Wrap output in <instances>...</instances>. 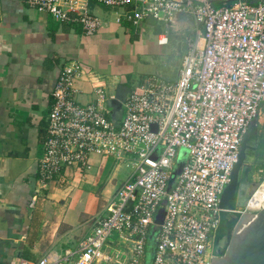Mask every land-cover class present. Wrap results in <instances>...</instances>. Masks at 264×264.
I'll use <instances>...</instances> for the list:
<instances>
[{"label": "built area", "instance_id": "built-area-1", "mask_svg": "<svg viewBox=\"0 0 264 264\" xmlns=\"http://www.w3.org/2000/svg\"><path fill=\"white\" fill-rule=\"evenodd\" d=\"M19 1L59 24L79 27L84 36L95 35L100 26L91 4L123 10L116 22L134 28L148 18L170 24L177 13L188 12L197 30L187 41L176 79L149 78L142 91L126 96L119 119L106 105L112 96L85 64L62 65L31 208L50 188L79 187L94 158H113L131 174L88 218L74 247L17 264H145L153 225L150 264H210L220 197L264 102V0ZM216 2L223 3L217 8ZM85 78L93 80V100L80 104L76 83ZM182 150L186 159L177 165ZM259 173L262 180L235 212L256 214L264 208V157Z\"/></svg>", "mask_w": 264, "mask_h": 264}, {"label": "crops", "instance_id": "crops-1", "mask_svg": "<svg viewBox=\"0 0 264 264\" xmlns=\"http://www.w3.org/2000/svg\"><path fill=\"white\" fill-rule=\"evenodd\" d=\"M90 11L100 26L95 35L84 36L79 27L59 24L19 0H0V264L35 263L74 247L88 218L130 176L120 178L125 167L113 158H94L79 187L50 188L31 208L46 116L62 65L85 64L112 96L106 105L119 119L126 96L142 91L149 78L176 79L182 51L197 30L188 12L177 13L170 24L152 18L153 24L134 28L116 22L123 10L91 4ZM163 37L167 42L160 44ZM92 81L76 83L78 103L93 100Z\"/></svg>", "mask_w": 264, "mask_h": 264}, {"label": "water", "instance_id": "water-1", "mask_svg": "<svg viewBox=\"0 0 264 264\" xmlns=\"http://www.w3.org/2000/svg\"><path fill=\"white\" fill-rule=\"evenodd\" d=\"M257 128L256 119L243 136L230 182L221 194V212L213 236L210 264H264V208L256 214L234 211L236 206L242 205L244 197L253 193L258 185H251L248 181L251 167L246 164L248 150H252L255 157ZM225 226L231 228L232 234L224 249L220 250L219 240Z\"/></svg>", "mask_w": 264, "mask_h": 264}, {"label": "rangeland", "instance_id": "rangeland-1", "mask_svg": "<svg viewBox=\"0 0 264 264\" xmlns=\"http://www.w3.org/2000/svg\"><path fill=\"white\" fill-rule=\"evenodd\" d=\"M217 8L220 7V4L217 5L215 4ZM178 14H184L183 12H179ZM164 31V30H163ZM165 34V32H164ZM169 34V32H168ZM171 35H169L170 37ZM182 53H185V49L182 51ZM171 56L168 57V59L166 60H170ZM175 69V68H174ZM169 75H164L166 78L169 79H174V74H170ZM121 93H124L126 90H124V88H121ZM257 123H258V128H257V135H256V149H255V162L250 164L251 170L250 173L248 175V181L250 182L251 185L258 183L259 181L262 180V174L259 173V169L261 167V161L262 158L264 157V102L261 103L260 105V113L259 116L257 118ZM182 155L180 157V159L177 161V165H181V163H183L186 159V154L185 152L182 150ZM125 167V166H124ZM131 174V169L130 168H123L121 169V175L120 178H125L127 177V175L129 176ZM154 238H156V234L154 236Z\"/></svg>", "mask_w": 264, "mask_h": 264}, {"label": "trees", "instance_id": "trees-1", "mask_svg": "<svg viewBox=\"0 0 264 264\" xmlns=\"http://www.w3.org/2000/svg\"><path fill=\"white\" fill-rule=\"evenodd\" d=\"M223 2H216L215 4L217 5H221ZM153 19L150 18V19H147L145 20L144 22L141 23V25H151L153 24ZM140 25V26H141ZM158 31V30H157ZM160 216L161 214L158 212L156 214V217H155V223L158 224L159 221H160ZM155 234H157V226L156 225H153L149 228L148 230V234H147V238H146V244H145V264H150L151 263V260H152V257H153V252H154V248H155Z\"/></svg>", "mask_w": 264, "mask_h": 264}, {"label": "flooded vegetation", "instance_id": "flooded-vegetation-1", "mask_svg": "<svg viewBox=\"0 0 264 264\" xmlns=\"http://www.w3.org/2000/svg\"><path fill=\"white\" fill-rule=\"evenodd\" d=\"M232 234V230L229 226H225L222 230V238L219 240V249L222 250L226 246V243L229 240V237Z\"/></svg>", "mask_w": 264, "mask_h": 264}, {"label": "bare ground", "instance_id": "bare-ground-1", "mask_svg": "<svg viewBox=\"0 0 264 264\" xmlns=\"http://www.w3.org/2000/svg\"><path fill=\"white\" fill-rule=\"evenodd\" d=\"M253 161H254V153L252 150H248L246 153V164H251Z\"/></svg>", "mask_w": 264, "mask_h": 264}]
</instances>
